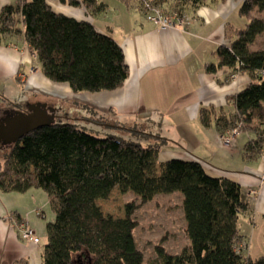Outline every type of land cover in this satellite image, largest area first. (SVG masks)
<instances>
[{"label": "trees", "instance_id": "obj_1", "mask_svg": "<svg viewBox=\"0 0 264 264\" xmlns=\"http://www.w3.org/2000/svg\"><path fill=\"white\" fill-rule=\"evenodd\" d=\"M17 1L0 12L1 46L9 47L11 37L23 36L44 76L69 85L76 94L124 86L130 69L124 49L113 37L88 20L55 11L50 0ZM137 1L141 7L145 1L156 5L170 1L171 9L178 11L221 0ZM59 2L84 7L91 16L105 10L98 0ZM239 15L248 20L246 26L228 28L229 44L217 49V62L207 64L206 70L215 74L227 69V78L246 75L250 85L229 98L235 105L231 116L209 107L201 109L200 120L207 128L215 123L222 132L242 122L244 131L254 134L243 154L251 162L264 156V47L252 48L264 35V0H245ZM155 138L144 146L53 120L16 139L12 151L0 161V191L23 194L40 189L47 194L55 219L47 227L42 264H146L135 236L134 214L158 195L176 192L183 195L191 245L173 255L162 243L155 248L157 258L147 264H264V255L244 256L249 245L240 220L249 205L242 199L240 184L228 176L211 175L200 161H160L170 140ZM116 188L132 192L140 201L126 206L124 218L106 215L98 205ZM11 220L25 223L14 216Z\"/></svg>", "mask_w": 264, "mask_h": 264}, {"label": "crops", "instance_id": "obj_2", "mask_svg": "<svg viewBox=\"0 0 264 264\" xmlns=\"http://www.w3.org/2000/svg\"><path fill=\"white\" fill-rule=\"evenodd\" d=\"M122 1L125 5L114 6L98 0L105 10L95 16L89 15L84 7L63 5L59 0H50V4L59 13L90 21L98 31L110 35L121 45L130 69L123 87L111 92L76 94L69 85L50 81L20 35L10 38L9 47L0 45V97L17 91L18 83L35 95L77 99L90 106L100 118L105 119L103 115H137L139 118L142 115L146 122H155V133L146 134L147 138L159 136L170 140L160 154V161H200L211 175L228 176L240 184L242 199L249 205L248 212L241 217L240 230L249 245L244 254L252 258L256 234L260 237L264 234V158L251 162L244 159L245 146L254 137L251 132H241L235 145L227 147L220 142L221 129L215 123L204 127L200 120L201 109L209 107L231 116L235 105L229 98L250 85L246 75L238 73L232 79V75L227 78V69L215 74L206 70L207 64L217 62V49L229 44L228 28L246 26L248 20L239 15L245 0L211 1L197 10L183 6L178 11L171 9L170 1L164 2L160 4L164 10L189 18L185 26L167 30L148 21L137 0ZM17 3V0H0V12L5 6ZM102 14L108 17V22L103 24ZM263 36L258 38L254 49L261 48ZM27 107L26 110L15 105L0 108L3 148L12 146L1 136L3 127L9 126L8 119L19 114L51 116L55 113L48 102H28ZM119 125L120 122L105 124L114 130H124ZM13 216L35 230L41 239L39 245L19 237L16 226L19 223L11 220ZM54 219L49 198L43 190L32 189L23 194L0 191V264H42L47 227Z\"/></svg>", "mask_w": 264, "mask_h": 264}, {"label": "rangeland", "instance_id": "obj_3", "mask_svg": "<svg viewBox=\"0 0 264 264\" xmlns=\"http://www.w3.org/2000/svg\"><path fill=\"white\" fill-rule=\"evenodd\" d=\"M110 5L120 4L125 5L122 0H101ZM119 5V6H120ZM108 17L104 14L101 16V24L108 22ZM147 19V18H146ZM21 27V23H18ZM264 46V36L261 38ZM256 42L254 45H256ZM254 45L252 48H254ZM258 45V44H257ZM39 64V63H38ZM26 81V80H25ZM17 91L8 93L6 97H0V108H20L28 109V102H45L50 103L55 113H52L51 119L54 121L73 122L81 129L100 137L110 135L118 136L126 141L141 143L144 146L155 141V139L147 138L144 134L155 133V122L149 123L143 120L142 115L138 118L137 115H103L104 118L96 116L94 110L90 106L78 102L79 100H71L64 98L60 100L56 97H48L45 94L35 95L29 93L24 85L16 83ZM4 93V91H2ZM1 93V95H2ZM6 94V93H5ZM11 94V95H10ZM3 96V95H2ZM23 104V105H22ZM40 114V113H38ZM43 120H49L46 116H40ZM86 118V119H84ZM142 118V119H141ZM79 120V121H78ZM120 122V127L124 130H114L108 128L105 124L117 125ZM158 129V128H157ZM136 131V132H135ZM241 132H245L244 128ZM159 133V131L157 132ZM221 134V133H220ZM0 144V161L12 151V146L3 148ZM139 199L132 192L123 193L119 188H116L109 199L99 200L98 205L106 215H112L115 218H124L126 215V206L129 203L139 204ZM183 195L179 192L172 194L158 195L153 201L142 205L134 214V218L138 221V228L135 236L140 250L145 255V263H149L157 258L155 248L158 245L165 246L166 250L171 254H180L185 247L191 245L185 227L186 220L182 208ZM164 241V242H163ZM254 250L252 258L256 259L264 255V234L263 236L257 233L255 237ZM263 251V253H260ZM247 257V254H244Z\"/></svg>", "mask_w": 264, "mask_h": 264}, {"label": "built area", "instance_id": "obj_4", "mask_svg": "<svg viewBox=\"0 0 264 264\" xmlns=\"http://www.w3.org/2000/svg\"><path fill=\"white\" fill-rule=\"evenodd\" d=\"M142 7L147 20L154 23L162 30L183 27L189 22L188 17L180 15L176 12H168L164 10L161 5H156L155 3L145 1L142 4ZM237 76L238 73L232 75V79H235ZM243 128L244 124L241 122L237 127L222 132L219 137L221 144L227 147H233ZM16 226L18 228L19 237L23 241L36 245L40 244L41 239L38 237L33 228L25 223Z\"/></svg>", "mask_w": 264, "mask_h": 264}, {"label": "water", "instance_id": "obj_5", "mask_svg": "<svg viewBox=\"0 0 264 264\" xmlns=\"http://www.w3.org/2000/svg\"><path fill=\"white\" fill-rule=\"evenodd\" d=\"M46 116L49 120H43L42 118H40V116ZM52 116H48L46 114H26V115H22L19 114L15 117H13L12 119H8V127H3L1 133V136H4V138H6L10 143H12V145L14 144V142L16 141L17 138L21 137L22 135L38 129L40 127H42L43 125L49 123V121H53V119H51Z\"/></svg>", "mask_w": 264, "mask_h": 264}, {"label": "flooded vegetation", "instance_id": "obj_6", "mask_svg": "<svg viewBox=\"0 0 264 264\" xmlns=\"http://www.w3.org/2000/svg\"><path fill=\"white\" fill-rule=\"evenodd\" d=\"M7 128H9V127H7Z\"/></svg>", "mask_w": 264, "mask_h": 264}]
</instances>
